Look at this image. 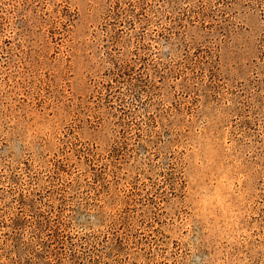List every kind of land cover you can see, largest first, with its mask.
<instances>
[{"label": "rangeland", "instance_id": "rangeland-1", "mask_svg": "<svg viewBox=\"0 0 264 264\" xmlns=\"http://www.w3.org/2000/svg\"><path fill=\"white\" fill-rule=\"evenodd\" d=\"M0 264H264V0H0Z\"/></svg>", "mask_w": 264, "mask_h": 264}]
</instances>
